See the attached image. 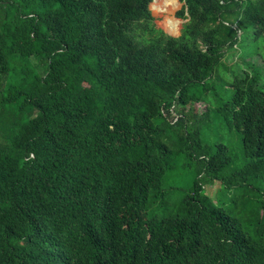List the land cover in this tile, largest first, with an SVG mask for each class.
I'll return each mask as SVG.
<instances>
[{
	"label": "trees",
	"instance_id": "1",
	"mask_svg": "<svg viewBox=\"0 0 264 264\" xmlns=\"http://www.w3.org/2000/svg\"><path fill=\"white\" fill-rule=\"evenodd\" d=\"M151 1L0 0V264H264V0Z\"/></svg>",
	"mask_w": 264,
	"mask_h": 264
},
{
	"label": "rangeland",
	"instance_id": "2",
	"mask_svg": "<svg viewBox=\"0 0 264 264\" xmlns=\"http://www.w3.org/2000/svg\"><path fill=\"white\" fill-rule=\"evenodd\" d=\"M162 0H158V3L160 2L161 4ZM166 2L165 7H163V11H158L155 10L152 6L153 0L150 2L149 4V8L151 10V13L154 17L153 22L155 23L156 27H159L161 29H163L166 33L171 34V35H178L180 28H181V24L184 21L182 18H180L179 16H177V12L180 10L181 6L183 5V1L182 0H164ZM166 11V12H165ZM168 17V18H173L176 21L177 24V31L175 33H169L166 29H164V24L163 21L164 19ZM260 55V54H259ZM246 61H249L251 63L254 64H258L260 66H262V71L264 72V66H263V62L261 61L260 58L258 57H245ZM245 60H242V58H239V56H237V51L235 50V52H229L227 57H226V62L227 64L232 65V69L231 71H227L226 74L228 75L229 78H231L233 76V74L237 71H241L242 68H244V64L243 62ZM261 79V78H260ZM201 106H205L204 103L201 104ZM212 122V118L211 121ZM213 127V126H212ZM184 161H180L175 168H173L171 170V180H175L178 179L179 177H187L192 171H195L194 167H184L183 165H181V163ZM177 184H179V182L175 181ZM181 184L184 185H188L187 181H185V183L183 181H181ZM218 185L217 183L214 184H210L207 187V191L210 194H214L215 191L217 190Z\"/></svg>",
	"mask_w": 264,
	"mask_h": 264
},
{
	"label": "bare ground",
	"instance_id": "3",
	"mask_svg": "<svg viewBox=\"0 0 264 264\" xmlns=\"http://www.w3.org/2000/svg\"><path fill=\"white\" fill-rule=\"evenodd\" d=\"M154 3H152V6L155 10L163 11V7H165L166 2L164 0L158 3V0H153ZM166 12V11H165ZM164 29H166L169 33H175L177 31V24L176 21L173 18L166 17L163 21Z\"/></svg>",
	"mask_w": 264,
	"mask_h": 264
},
{
	"label": "water",
	"instance_id": "4",
	"mask_svg": "<svg viewBox=\"0 0 264 264\" xmlns=\"http://www.w3.org/2000/svg\"><path fill=\"white\" fill-rule=\"evenodd\" d=\"M179 34V33H178Z\"/></svg>",
	"mask_w": 264,
	"mask_h": 264
}]
</instances>
